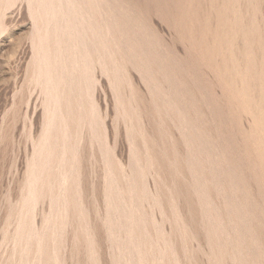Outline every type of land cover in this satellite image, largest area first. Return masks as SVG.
Segmentation results:
<instances>
[{"label": "rangeland", "instance_id": "obj_1", "mask_svg": "<svg viewBox=\"0 0 264 264\" xmlns=\"http://www.w3.org/2000/svg\"><path fill=\"white\" fill-rule=\"evenodd\" d=\"M85 1L103 23L87 37V86L65 19L0 0V264H264V164L243 137L253 118L236 120L215 74L192 65L177 22L210 1ZM51 75L71 80L68 120L40 156Z\"/></svg>", "mask_w": 264, "mask_h": 264}, {"label": "bare ground", "instance_id": "obj_2", "mask_svg": "<svg viewBox=\"0 0 264 264\" xmlns=\"http://www.w3.org/2000/svg\"><path fill=\"white\" fill-rule=\"evenodd\" d=\"M39 1L41 2V4L40 6H37V9L39 8L45 11L44 15L48 18L46 19L48 24L50 20H56L55 22H57L59 19L66 20V23H65L66 31L64 32L68 31V33L71 34V37L74 43L76 44L75 46L76 48L73 47L74 50L72 51H75L77 55L76 58L78 60L75 62L77 63V67H75V69L76 71L77 70L80 71L79 76L81 77V79L77 81L76 79L78 78V75H75L74 79L76 80V82L79 83V85H81L80 80H84V82L82 81L84 85L85 84L86 86L89 85L88 81L92 78V71H91L92 70V58H91L92 54L90 51V42L87 40V37L90 32L93 33V35L97 34L96 36H98V38H100L103 35V33L101 32L98 33L101 30V28L100 30L98 29L99 31L98 30L95 31L96 30L95 28L92 29L93 25L95 27L97 26V28L101 27L102 25H100V23L102 21L96 22V25H95L96 19L93 21H92L93 17H91L90 19V16L93 15L92 14L93 12L90 11L92 12L91 15L87 13V9L90 10L91 7L87 8V5L89 4L85 0L83 1L84 3H82V5H81L80 0H39ZM102 1L96 0L95 1L96 6L101 8V6H103V4L101 3ZM209 1H210V4L208 5L209 7L204 8V9H202L201 6L199 5L200 2H198V4H194V5H199L200 6L199 8H197L198 6L194 8L193 4L191 3L192 8L188 9L189 13H187V10H185V12L189 14L188 17H186L187 19L185 20L181 18L182 16L187 15L185 13V14H181L182 16L179 17L182 20L180 21L176 20L178 23L180 22L182 26V32L181 30L179 32H181L180 34L183 35V38L186 40V42L189 45L187 55L192 57L193 59L192 65L195 66L198 64H202L208 67L210 69V72L212 71V74L213 73L215 74V78H216L215 81L217 82L216 84L220 86V88L223 90V95L227 97L226 98L227 103H228V106L230 107V111H232L233 113L234 118L238 120L242 114H250L252 116L253 123L251 125V129L248 131H245L243 137H246L248 144H253V143L256 144L258 156L259 158L262 159L261 161L264 164V22L263 24H260L261 21L260 19H258L260 16V10H262L264 13V4L262 5V0H209ZM192 2L195 3L194 1ZM181 8H183V6ZM187 8H188V5H186V8H183L181 12L183 13L184 9H187ZM97 10H100V9H97ZM169 24L171 25L172 23H169ZM174 26L176 27V25ZM181 26L177 28L180 29ZM99 34H101V36H99ZM38 39H40L41 44L42 43L48 44L49 36L47 34H44L43 37L38 38ZM95 39L98 40L97 37ZM98 41L101 44L103 42V39H99ZM61 42L62 41L56 42L57 48H58L57 52L60 53L61 55L60 56L58 54L59 58L61 57V59H58L57 61L65 60L64 57H66V53L68 52L67 51L68 48H67L66 52L63 53L62 46L60 45ZM65 44L67 45V43ZM43 45L44 44H42V46ZM70 52H71V49H70ZM46 58H48L47 54H44L43 59L41 60L47 63L45 64L44 62H42L47 67H49L50 63L47 62L48 59L46 60ZM69 61L72 62L71 63L72 66L75 65L72 59L71 60L69 59ZM60 63H64L62 65H64L65 70H68L65 67V61L63 62L60 61ZM62 65H60L59 67H61ZM71 69L68 70V72L66 71L67 72L66 77L67 76L69 77L68 73L72 71ZM195 69L197 68L195 67ZM45 71L48 73L50 70L47 71L45 69ZM51 76H49L51 79V81H49V85L52 84L51 86H53L54 90H56L55 97L53 98L54 108L53 110H51L52 113L51 115H49L48 120L46 122L44 142L42 143V145L40 146L38 150V153H39L38 155L40 154L44 155V153H42L43 149L45 148L47 144L48 138L50 139V135H51L50 132L54 128L55 124H57L58 119L65 118L64 120H68L66 119L65 115L64 117H59V118H57V116L60 113H61L60 116H63L62 114L63 112H61L60 110L62 106V105L60 106V104H61V100L63 97L61 86L62 84L66 86V84L67 83L69 84L70 83L69 81L71 80L68 79L69 80L68 82L67 80L62 81L63 80L62 76L61 77L58 76L57 77L58 79L56 78L57 80H54L53 76L52 77ZM200 78L202 79V77ZM192 79L193 78H191V80ZM195 79L197 78L195 77ZM213 84L216 85L215 83ZM67 86H70V84ZM73 87H75V85ZM79 87L80 86H78V88ZM72 88H70L71 91H72ZM73 90H76V89H73ZM254 90L257 91L255 95H253ZM68 92H70V90ZM69 99L70 98H68V100ZM68 100L66 104L68 103ZM69 103L71 104V101ZM71 105H68V107L69 106L71 107ZM217 105L216 107H218ZM66 109L67 108H64V110ZM55 121L57 122L54 123ZM66 122L67 121L63 122L65 126H67ZM64 125L62 126L63 130L67 131V129H64ZM56 128L57 127H55L54 129ZM57 130H55V132H57ZM68 131L70 132V130ZM69 132L67 133V135L69 134ZM62 133L63 135L64 133L66 134V132H61V135ZM62 136L61 138H63ZM64 137H67V136L65 135ZM63 143H65V139ZM46 147L47 149L46 148L45 149L47 151L50 148V146L49 148L48 146ZM49 151H52V149L51 150L49 149ZM45 154H49V153H45ZM252 162H255V161H252ZM254 165L256 164L254 163ZM262 168H264L263 165H262ZM256 173L257 172H255V174Z\"/></svg>", "mask_w": 264, "mask_h": 264}]
</instances>
